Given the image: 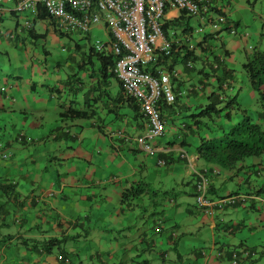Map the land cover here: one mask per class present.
<instances>
[{"label":"crops","instance_id":"0c3cea01","mask_svg":"<svg viewBox=\"0 0 264 264\" xmlns=\"http://www.w3.org/2000/svg\"><path fill=\"white\" fill-rule=\"evenodd\" d=\"M15 1L16 0L5 2L0 10V63H5L6 60L11 65V62H14V65H18L24 70L30 67V65L24 61L27 48L30 50L29 45L32 44L31 40L41 36V34L38 35L35 33L33 25L38 19H48L45 16L39 14L36 15L34 12H25L21 14L16 12L14 9ZM25 20H29L30 27H22L18 32V26ZM74 38L75 49H80L81 45L79 44V41L87 37L76 34ZM231 42L232 41H229V43ZM234 46L235 53L230 54V63L231 61L239 59L240 55L246 50L243 48L240 49L235 41ZM43 52L45 55L48 53L46 51ZM81 54L82 58L88 59L83 52ZM63 58V67L66 66L69 69L68 72L60 70V61H54L55 65L51 67V76V71H48L46 67L39 68V72L35 71L33 73L37 80L36 85L33 81L32 83H29L32 78L25 72L24 80H22L19 75L12 78L9 74H1L0 112H5L7 108L9 110H18L19 114L22 115V117H20L21 121H29L30 114L27 112L29 110H34L36 114L33 118L37 117V121H42L45 115L47 116V120L57 121L59 110L65 108L66 105H70V101L62 103L63 101L61 99L63 95L65 99H76L82 102L79 107L80 109L82 106H85V104L88 103V99L84 97L85 95H72V88H74L75 85H78L79 88L77 89L83 87V92L87 91L89 87L87 81H91L96 77V74L88 75V73L96 69L98 63L95 62L94 58L88 65L78 63V61H75L71 55H64ZM68 60L74 62L76 68L69 65ZM43 63L45 64L46 60H43ZM177 69H179L180 72L182 71V80L184 73H191L189 70L183 68ZM81 70L85 71L86 74H81ZM12 79H14V81H12ZM37 83L44 88L43 92L37 90ZM94 89L95 90H92L91 93L96 100L94 101V105L90 106L91 109L95 111L94 116L92 119L89 118L88 121L78 119L81 121V123H79V128L83 129L85 125H88L89 127L96 129L95 122H100L101 124L96 129L97 133L95 136L102 131L104 135H107V138H104L105 142L110 143V147L114 152L109 153L108 159L111 157L114 158L115 156H130L133 163V171L126 173V176L122 177L121 180H114L112 172L107 171L103 178H100L99 181H97L101 183L103 180V185L104 182L114 185L113 188L111 187L113 189L112 195L117 199L114 203L106 202L107 192L106 188H103V202H105L107 211H109L110 216H112V222H105L109 225L110 230H106L107 235L105 237H95L92 241L93 245L91 244V241L88 242V239L83 238L84 241H87V245L83 246L84 250L87 251L85 254H83L80 249H75L73 241H78L82 235H86L87 230L84 229V222L89 221L93 214L92 208L88 209L86 204L90 197L83 190L84 185L89 181H87L88 179L84 176L82 168L78 166L70 168L66 163H61L59 160L58 165L61 174L56 171V165H52L51 161H48L47 167L52 173H56V179L43 177L37 181L36 179L28 178V176L26 177L24 169H26L27 175L29 173L31 175V173L37 174L46 171L45 162H40L39 160L43 159V154L38 151L37 153H33L34 156L30 155V160L27 162L22 161L21 163L20 161L16 164L10 165H7L6 163L5 166H0V178L15 182L14 190L11 194L9 190H4L3 192L0 189V264H59L56 258L57 254H54L53 252L45 254L41 250V244L48 238L66 239L60 247L61 249L63 248L65 252L69 253L70 256L72 255L70 258L72 264H84L80 258L82 255H84V258L88 259L86 264H93V259H97L101 264H110L107 262L109 259H112L111 264H137V261L142 260L143 258L141 256V251L145 249L150 250L152 247H156V244L163 246L162 250H158L159 255L163 251L166 252V250H171L174 252V258L179 264H184L182 260L185 259L184 257H187L185 256L187 252L193 253L196 257L194 264H207L199 253L202 248L198 244L200 240L206 242L210 239L211 247L208 248L210 250L205 249L207 252L212 253V251L216 250L219 245H223L222 248H225L226 246H236L238 242L244 243L245 233L242 230H245V227L249 228L248 234L252 235L254 225L249 221V218L248 220L241 218L236 223H234L232 219H228V221L220 219L217 222L216 213L213 214V212H208L209 216L204 218L200 212H197L196 215H194L193 210L188 208V200L186 199V196L189 195V192H187L185 186H191V196L193 197L194 177L191 174L187 162L179 157L180 151L187 149L180 146L179 142L181 139L177 138V136L174 137L177 142H174L173 144H171L173 141L168 140V138L164 136V140L157 143L158 147L156 155L158 160L164 159L166 161L165 166H168V174L175 176L177 170L181 176L180 180H176L174 188H171L173 189L171 196H165V201L163 203L165 205H172L173 207L176 204H185L187 205V208L184 207V211L187 215L181 216L180 213L179 215L174 214L172 218L168 217L165 219L164 224H162L163 228L161 226H159L160 228L157 226V228L155 227V221L158 218L155 217L156 212L151 210L148 214L143 216L144 222L137 219L136 224L131 225L127 220L129 210L139 208L140 206L132 207L129 202L123 201L121 198L123 189L132 185L131 182H135L139 176L144 178L145 182L149 185L150 183L145 179L143 171L145 173L147 170L148 174L158 179L165 171H155V167L149 168L147 166L149 159L142 154L140 148L133 139L141 132L142 126H139L140 121L137 122L133 119L131 110L127 107L122 108L121 112L125 114V119L116 117L117 120L112 121L113 118L111 116L103 117V87H94ZM110 95L111 96L105 95L104 98L106 100L109 99L111 102L113 94ZM57 96L59 97V103L62 104L60 107H58L59 103H56ZM199 98L196 97L197 100L201 101ZM12 105L14 107H11ZM49 111L52 112L50 113ZM64 122V124L57 122H53L54 124L49 123V125L52 126H48L47 129H44L46 131L43 138L47 137L54 144L63 142L65 148L70 150V148L67 147V143L68 141L76 140L77 136L76 134L70 133V126H72V123L68 122V124L67 121ZM19 127L20 126L15 128L17 131L14 133L11 140L17 141V135L23 134L22 139L17 141L21 143V149L26 145L23 142H34V138L28 134L21 133ZM115 130H118L121 133L120 136L115 134L117 133L114 132ZM185 140L190 139L185 138ZM8 143L9 140L6 144ZM56 150L57 146L54 145L51 148V151L53 152L51 158L55 157ZM70 157L71 155L67 153V158ZM89 157L90 154L85 151L82 159L86 160L85 158ZM47 158L48 157L46 156V159ZM197 162L198 158L194 161L196 168H210L211 166H214L207 164L204 161L201 164H198ZM38 163H43V171L42 169L37 168ZM183 164L185 166H182ZM159 166L160 165H158L157 168H159ZM135 167H137V169ZM258 170L259 169L256 168L254 171L256 172ZM135 171H138V176H136ZM230 175H232L231 172L223 171L218 176H213L210 179V193H214L216 196L228 195L229 192H227V190L222 192L221 189H225V183L232 180V177L229 178ZM116 181H119L118 185L115 184ZM56 186L58 187L53 189ZM218 189L220 194L218 193ZM245 193L246 192L239 191L237 194L233 195H245ZM81 198L85 199L80 200ZM169 199H171V203L168 201ZM256 201L262 203L261 198H257ZM153 204H156V207H161L159 198L157 202H154ZM246 204L248 206L244 209V212L245 214H248L252 205L248 202ZM97 207L95 215L99 217L101 215L100 209L102 210V206L97 205ZM253 209L257 211L260 210L255 206ZM160 212L163 213L164 210L161 209ZM86 213L89 215H84ZM103 213H105L104 210ZM258 217L260 216L258 215ZM257 220L260 224V219L258 218ZM206 221L208 224L205 227L204 223H206ZM186 222L197 224L199 227L202 226V228L196 231L198 236L196 235L197 237L195 239H189L186 233L179 232L178 229L180 224H183L184 226ZM138 224H141V226L138 227ZM106 226H104V228H106ZM235 226H240L237 231H241V233L237 234V232H235L231 235L229 229ZM118 233L120 234L118 235ZM225 233L229 234L227 235ZM157 235L161 236L158 240L159 242H157ZM121 236L123 238L131 237V240L122 244L118 239V237ZM221 236L224 238L222 239ZM20 239H30L33 242L30 245L19 244L18 240ZM161 239L162 241H160ZM249 246H256V244L253 243ZM112 252L114 257L111 258ZM101 253H103V262L100 258ZM129 253H131L133 257H130ZM148 253V260L153 264L156 256L152 252ZM138 255L141 257L137 258ZM211 263H214V260H212Z\"/></svg>","mask_w":264,"mask_h":264},{"label":"rangeland","instance_id":"374dc122","mask_svg":"<svg viewBox=\"0 0 264 264\" xmlns=\"http://www.w3.org/2000/svg\"><path fill=\"white\" fill-rule=\"evenodd\" d=\"M222 2L227 4V8L222 9L221 13H216L213 10L207 11L203 13L201 16H188V15H181L176 10H171V18L176 17V21L174 24L171 25L170 29H168V35L171 36L172 33H180L185 28L187 29V34L192 39V42L194 44V54L197 56H204L208 61H212L213 56L212 53L217 54L221 49L220 46L223 49H226L230 52V54L235 53V46L234 41L237 42L239 48H243L246 50H251L253 47H258L259 49H264V0H223ZM180 16V17H179ZM24 21L21 23L23 24ZM30 23V22H29ZM32 23V21H31ZM102 25V23H100ZM98 24L92 28V30L89 32V34L86 36L87 38H84L79 41V44L81 45L80 49H75L74 47V36L75 34H66L64 31H62L61 28L58 27V25L51 21V20H36L33 27L35 30V33L41 36H38L37 38L31 40L32 44L29 45V49L27 48L26 51V58L24 61H26L30 67L24 69H21L18 65H14V62H11V65L5 60V63H0V75L3 74H9L12 78L19 75L22 80H24V72L28 73V76L32 79L30 80L34 82L36 85L37 80L35 79V76L33 73L35 71L39 72V68L46 67L48 71H51V67L55 65L54 61H60V70L64 72H68V68L64 65V55H71L73 56L75 61H80L82 58V52H87L88 48L92 45V43L95 41V39L100 38L102 39L104 31L101 28V25ZM212 33V35H211ZM210 36V37H209ZM204 39L205 42H201ZM229 41H232L229 43ZM210 46V50L206 53L203 52L202 47ZM43 51L48 52L47 55ZM243 52V50H242ZM241 52V53H242ZM222 54V53H219ZM6 58L5 56H3ZM242 57V54L240 55ZM227 58V57H226ZM43 60H46V63H43ZM239 59L236 61H231L232 68L236 71V74H238L237 78L239 79L237 83L238 90L236 91V101L240 104L242 109H245L247 114L253 119L257 120L258 116V106L256 105V96L255 93L252 91V89L249 87L246 76L243 75L240 71V66L237 65L239 63ZM230 61V57H229ZM68 64L72 67L76 68V64L70 60H68ZM200 60H196L192 62V65L195 69L200 68L201 66ZM46 65V66H45ZM177 66V67H176ZM63 67V68H62ZM175 69L182 68V64L175 65ZM10 70V71H9ZM208 71V69H206ZM32 73V76H31ZM37 73V72H36ZM81 74H86L85 71H80ZM38 74V73H37ZM52 75V71L50 72V76ZM202 80V77H199V74L197 73H184L183 74V89L186 93L187 97L181 99L182 102L186 107H189L187 110H179L175 107L174 111L173 109L165 110L164 114L166 116L167 121V127L165 128L164 134L162 136H159L156 141H162L164 140L163 137H167L168 140L173 141L174 137H176V132L178 129L176 128V124H180L181 122H185L188 125L193 126L192 118H190L191 114H196L199 112L198 108H194V103H196V100L192 97V93L190 88L199 86V81ZM14 81V79H12ZM175 84V83H174ZM180 85V84H179ZM178 85V86H179ZM37 90L40 92L44 91V88L40 86L39 83H37L36 86ZM182 88V86H181ZM108 89L111 94L114 96L119 92L120 88L115 78H110L108 82ZM209 89V88H208ZM207 89V91H208ZM206 91V93H207ZM200 90H198V93ZM1 94V93H0ZM199 96L201 98H204L203 94L200 93ZM174 106V105H173ZM11 107H14L13 105ZM180 111V112H178ZM47 112V111H46ZM50 113L52 111H49ZM27 113H29V121H21L20 117H22L21 114H19L18 110H9L6 109L5 112H0V166H5L10 164H16L17 162L22 163V161H28L30 160V155H33V153H37L40 151L41 154H43V159H39L40 162L44 161L46 166V171H43V163H38L37 168L42 169V173L32 174L30 173L27 175L26 169H24L25 176L28 178L36 179L37 181L40 180V178L43 177H50L56 179V173H52L47 167H48V161H51V164L56 165V171L61 172L58 160L61 163H66L70 168H73L74 166H78L83 169L84 176L89 181L86 185H84V192L89 195V199L86 202L87 208H92L93 214L91 216V219L89 221L84 222V229L87 230L86 235H82L78 241H73V244L75 245V249H80V251L85 254L87 251L84 250L83 246L87 245V241H84L83 238L88 239V242L91 241V244L93 245V240L95 237H105L107 235L106 230L109 229V225L106 223L112 222V216H110L109 211H107V208L105 206V202H103V188H106L107 196H106V202H112L114 203L117 199L115 196L112 195V188L113 184L104 182L103 180L101 183L97 182L100 178H103V176L107 173V171L112 172L114 180H121L122 177L126 176V173L133 171V163L131 161L130 156H118L114 158H109V153L113 152V149L110 147V143L105 142V139L103 137V131L98 133L97 136L95 134L97 133V128L100 126V122H95V128L93 129L89 127L88 125H85L83 129L79 128V123L81 121L75 120V121H67L72 123L70 126V133L76 134L77 139L74 141H68L67 147L70 148L68 150L65 148V144L63 142L59 144H54L51 140H49L47 137L43 138L45 131L44 129H47L50 124H54L53 122L62 123L64 124V121H60L57 119V121H50L47 120V116L45 115L42 119V121L38 120L37 117L33 118L36 114V112L33 110H29ZM59 120V121H58ZM70 120V119H69ZM203 122H207L208 126L212 128V131H208L206 127L204 128H196L192 127V130L199 131V133L203 136L207 133L209 136H216L218 137L220 135V131L216 130L214 126L211 127V124H209L208 121H205L201 119ZM217 122V121H216ZM69 124V123H68ZM174 124V125H172ZM19 127V130L21 133L28 134L31 137L33 136L34 142L27 143L24 147L20 149V142L13 141L11 138H13L14 133L17 131L15 130L16 127ZM228 127L227 124L224 125V128L226 129ZM215 129V130H214ZM206 134V135H207ZM207 135V136H208ZM97 137V138H96ZM191 138V137H190ZM192 139V138H191ZM9 140V143L6 144V142ZM45 140V141H44ZM103 141V142H102ZM57 146V152L55 153V157L51 158L52 151L51 148L53 146ZM72 149V150H71ZM87 151L90 154L89 158H85L86 160L82 159V156L85 154V151ZM141 150V149H140ZM188 152L192 153L193 149L192 146L190 148H187ZM142 154L145 155L149 159V163L147 166L149 168H154L155 171H165L160 178H155L147 173V170L143 171V175L145 176V179L147 180L149 185L145 187L144 194L139 197L130 198L126 202H129L132 207L140 206L139 208H133L129 210L128 218L127 220L131 225L136 224L137 219H139L141 222H144L143 216L145 214H148L149 211L153 210L155 211V217L158 218L155 223L157 226H161L164 224L165 219L170 217L172 218L174 214L184 216L187 215L184 211V207L192 209L193 214L196 215L197 212H200L203 217L209 216L208 210L203 212L204 210L202 208H199L195 203L194 199L191 196L192 188L190 185L185 186L187 192H189V195L186 196V199L188 200V204H176L174 207L172 205H165L163 202L165 201V196H171V188L175 186L176 180H180L181 176L179 172L176 170L175 176H172L167 173L168 166H159L157 168V161L158 157L157 155H149L148 153L142 151ZM67 153L71 155L70 158H67ZM114 153V152H113ZM3 154H7V157L4 158ZM9 155V156H8ZM22 155V156H20ZM34 156V155H33ZM46 156L48 157L46 159ZM67 158V159H66ZM16 159V160H15ZM15 160V161H14ZM65 160V161H64ZM203 162L202 159L198 158V164H201ZM246 163H253L255 165V169H260L264 165V157L261 158H255L251 157L246 159ZM157 165V166H156ZM182 166H185L184 164ZM188 166V165H187ZM137 169V167H135ZM36 169V168H35ZM167 169V170H166ZM184 169V167H183ZM36 173L35 171H33ZM61 174V173H60ZM136 176H138V171H135ZM249 183L250 187H248L247 183L242 182L245 179V174L240 172L237 177H233L231 181H227L225 183V189H221L222 192L227 190V192H237L239 191H251L253 185H258L262 183L264 180V170L261 171V176L257 177L255 174L251 172L249 174ZM24 180V179H22ZM26 180V179H25ZM119 181H116L115 184L118 185ZM58 186L54 187L53 189H56ZM112 187V188H111ZM166 187V190H165ZM93 193V194H92ZM218 193L220 194V191L218 189ZM211 197L214 199H218L219 196H216L214 193L211 194ZM72 198V197H71ZM70 198V199H71ZM160 200L161 207H156L153 203L157 202V200ZM261 198L264 199V193L261 194ZM85 198H81L80 200H84ZM95 203V204H94ZM264 203L255 201L254 205L256 208H259V212H263V205ZM97 205L102 206L101 215L99 211V217L95 215L97 212ZM196 205V206H195ZM246 203H242V205L236 206V207H224V208H218L217 210H214V213L217 214L216 221L218 222L220 219L228 221V219H232L234 223L238 222L239 219L244 218L246 220L251 221L254 225L252 235H249V228L245 227L244 231L245 238L244 243L246 245L250 244H256V251L260 249V246L264 244V216L259 218L258 217V211L255 209H250L248 214H245L244 209L247 208ZM163 209L164 212H160V210ZM103 210L105 213H103ZM91 211V210H90ZM213 213V214H214ZM89 215V214H84ZM260 219V224L257 219ZM106 222V223H105ZM258 222V223H257ZM205 227L207 226L208 222L206 221ZM107 225V226H106ZM106 226V228H104ZM141 226V224H138V227ZM199 227L197 224L193 223H185L180 224L179 232H184L186 235H188L189 239H195L198 235L196 231L202 226ZM163 228V227H162ZM175 233V232H174ZM173 233V234H174ZM241 231H237V234H240ZM120 233H118L119 235ZM223 234V233H220ZM197 235V236H196ZM161 238L160 235H157V242ZM223 239L224 237L221 236ZM105 239V238H103ZM119 241L123 244L125 242H128L131 240V237H118ZM162 241V239L160 240ZM200 240L198 242L199 246L202 247L199 251V253H204V251L210 250L208 249L211 247L210 245V239L206 242H203ZM189 246V245H188ZM182 248V247H181ZM206 248V249H205ZM163 246L156 244V247H152L150 250L145 249L141 251V256L144 259L149 258V253L152 252L156 259L153 261V264H179L178 261H176L175 254L171 250H166L167 256L164 257L165 260L160 261V255L158 250H162ZM152 250V251H151ZM154 251V252H153ZM183 252V251H182ZM187 252V251H186ZM80 256V255H79ZM130 257H133L131 253H129ZM187 257H184L185 259L182 260L184 264H194L196 257L193 253H188L185 255ZM114 257V254L112 252L111 258ZM82 262L86 264V261L88 259L84 258V255L80 256ZM100 258L103 262V253H101ZM208 259V258H207ZM205 259V262L207 264H215L211 263V260ZM111 264L112 259H109L107 261ZM93 264H101L97 261V259H93Z\"/></svg>","mask_w":264,"mask_h":264},{"label":"trees","instance_id":"16d2710c","mask_svg":"<svg viewBox=\"0 0 264 264\" xmlns=\"http://www.w3.org/2000/svg\"><path fill=\"white\" fill-rule=\"evenodd\" d=\"M179 13L181 15H188L184 11ZM36 14L47 18L44 11L40 7H37ZM176 19V17H173L163 20L161 28L167 38L170 37L168 35V29H170L171 25L175 23ZM20 30L21 29H18V32ZM171 37H176L181 40L177 43L173 40L167 50L155 51L153 55V62L147 67L148 70H151L154 73L156 70V72H166L170 74L169 76L172 90L175 93V100L172 104H167L163 99L158 102L157 109L159 116L161 119L165 120L166 126L167 122L164 114L165 110L173 109L174 111L175 107L179 110H187L189 108L186 107L181 100L186 98L187 95L184 96L178 94L184 92V82L182 77L177 79L173 77L172 73L177 67H175V65L182 64L183 69L189 70L191 73L199 74V77H202V80L199 81V86H197V88H190L192 96L196 100L194 108H198L199 112L190 115V118H192L193 121V126L188 125L185 122H181L180 124L177 123L175 125L178 129L176 132L177 138L181 139L179 144L182 148L185 147V149L192 146L193 153H195L198 158L202 159L205 163L216 165L223 171L231 172L232 175H230L229 178H235L240 172H242L245 174V179L242 182L247 183L248 187H250L249 174L252 172L259 177V175L261 176V171H263L259 169L255 172L254 170L256 164H247L246 159L251 157H264V49L253 47L249 51L245 50L242 53V57H239V63H237V65L240 66L241 73L246 76L249 87L256 96V105L259 108V117H257V120L255 121L236 101V91L238 90L237 83L239 79L237 78L238 74H236V71L232 68L231 63L229 62L230 52L220 46L219 48L221 50L217 54L212 53L213 59L212 61H208L204 56L201 57L194 54V51L192 50L194 46H192V48L189 47V45L193 42L187 34L186 28L180 33H172ZM205 40L206 39L201 42H205ZM210 48V46H205L202 47V50L206 53L210 50ZM83 54H85L88 59L81 58L78 63L88 65L94 58L98 65L96 66V69L89 72L88 75L96 74V77L91 81H87L89 86L87 91L83 92V87H81V89H77L79 86L75 85V87L72 88V95H85L84 97L88 99V103L80 109L79 107L82 102L76 99H65L63 95L61 99L63 101L62 103L70 101V105H66L65 108L59 110L58 119L60 121H75L78 119L88 121L89 118L92 119L95 111L91 109L90 106L94 105L96 98L92 96L91 92L92 90H95L94 87L97 88L102 86L103 117L111 116L113 118L112 121H116V117L125 119V114H123L121 110L122 108L127 107L131 110L135 121L138 122L142 120L143 117L140 110V101L131 95H127L125 97L123 93L124 90L120 85L119 92L115 96H112L111 102L109 99L106 100L104 98L105 95L111 96L108 89L109 79L115 78L117 81V78L112 71L116 58L108 51L105 53L95 52L92 45L88 48L87 52H83ZM196 60H200L202 63L198 69H195L192 65V62ZM206 69H208V71ZM208 88L210 90L207 91ZM198 90H200L199 93ZM200 93L203 94L204 98H199ZM196 97L201 99V101L197 100ZM58 99L59 97L57 96L56 103H59ZM61 105L62 104L59 103L58 107ZM201 119L208 121L209 124H211V127H216L215 129L220 131V135L218 137L209 136L207 133L206 134L208 136L206 134L205 136H203V134L201 135L198 131L199 128L206 127L208 131H212V128L209 127L210 125L208 126V123L203 122ZM225 124L228 125L226 129L224 128ZM139 126H141V124H139ZM192 127L198 128L197 131L192 130ZM114 132H117L115 134L119 136L121 134L118 130H115ZM103 137L106 139L107 135L103 134ZM185 138H189L190 140H185ZM174 142H177L176 139H174L171 144ZM23 143L27 144L29 142L25 141ZM165 165V163L162 164V166ZM193 177L195 179L196 175H193ZM131 183L132 185L127 188L125 187L122 191L121 198L123 201L142 196L144 194L145 187L148 185L141 176H139L135 182ZM14 184V181L0 178V189L3 192L4 190H9L10 194L13 193ZM251 187V191H244L246 192L244 199H240V196H238L236 200L234 199L233 203L226 204L224 207H236L242 205V203L248 202L252 205L251 209L254 208V202L257 198H261V194L264 193V181ZM171 191H173V189H171ZM237 192H239V190ZM237 192L232 191L230 194L228 193L227 196H232L233 194H237ZM219 198L223 197L219 196ZM261 200L262 203H264V199L261 198ZM259 211L260 210H258V212ZM258 214L260 217L261 214L264 216V206L263 212ZM155 227H157V225H155ZM239 228L240 226L231 227L229 229L230 234H234ZM225 234L228 235L229 233ZM65 241L66 239L64 238H48L41 244V250L45 254H50V252L57 254L56 258L59 264H72L70 261L72 255L70 256L69 253L65 252V250L60 247V245H62ZM32 242L33 241L30 239L18 240L19 244L24 245H30ZM222 246L223 245H219L216 250L212 251V253L204 251V253L200 254L204 260L207 258L211 261L214 260L215 264H264V244L260 246L258 251L255 249L256 246H248L243 242H238L236 246H226L225 248H222ZM166 256V252L163 251L160 254V261L165 260L164 257ZM140 257L141 256L138 255L137 258ZM137 264H152V262L148 259L142 258V260L137 261Z\"/></svg>","mask_w":264,"mask_h":264},{"label":"built area","instance_id":"2783aa9c","mask_svg":"<svg viewBox=\"0 0 264 264\" xmlns=\"http://www.w3.org/2000/svg\"><path fill=\"white\" fill-rule=\"evenodd\" d=\"M0 0V10L5 2ZM223 0H16L18 13L34 12L40 7L45 15L65 33L85 34L102 23L104 38L94 42L96 51L109 52L116 58L114 74L120 81L125 95L140 101L146 119V128L136 137L139 147L152 154L154 143L162 135L165 123L159 118L157 103L163 99L167 104L175 100L170 74L147 71L153 62L155 51H164L173 40L166 37L161 28L163 20L171 18V10L184 11L191 16H201L213 10L221 13L227 8ZM24 26L29 27V20ZM20 29V28H19ZM192 44L189 45L192 48ZM147 71V72H146ZM173 77L178 71H173ZM163 163V162H160ZM208 179L199 175L196 182V202L207 208H221L231 204L234 198L211 201L206 198Z\"/></svg>","mask_w":264,"mask_h":264},{"label":"clouds","instance_id":"9594fccd","mask_svg":"<svg viewBox=\"0 0 264 264\" xmlns=\"http://www.w3.org/2000/svg\"><path fill=\"white\" fill-rule=\"evenodd\" d=\"M37 15V14H36ZM171 15V14H170ZM47 19H49L48 17H47ZM50 20V19H49ZM52 21V20H51ZM22 27H24V28H29L30 27V23H29V27H26V26H24L23 24H21V25H19L18 26V28H17V30L20 28H22ZM93 28V27H92ZM92 28L90 29V31L92 30ZM101 28L103 29V27L101 26ZM89 31V32H90ZM103 31V30H102ZM89 32H87V33H85V34H79V33H74L75 35L77 34V35H81V36H87L88 35V33ZM104 36H105V33H103V36H102V38H104ZM96 40H101L100 38H97V39H95V41ZM94 41V42H95ZM94 42L92 43V46H93V49H94V51L95 52H98V53H102V52H100V51H96L95 50V48H94ZM192 45H193V43H192ZM194 46V45H193ZM194 49V48H193ZM103 53H105V52H103ZM150 65V64H149ZM148 65V66H149ZM113 69H114V67L112 68V71H113ZM147 71L148 72H150L151 74H153V75H156V70H155V73L153 72V71H151V70H148L147 69ZM175 71H178V76L177 77H174V78H181L182 77V71L180 72L179 71V69L178 70H175ZM113 73H114V71H113ZM115 75V74H114ZM117 78V77H116ZM117 83H118V85H120V81L118 80V78H117ZM121 86V85H120ZM123 93H124V91H123ZM175 94V93H174ZM178 94H180V95H186V93L185 92H181V93H178ZM124 96L126 97L127 95H125V93H124ZM161 100V99H160ZM159 100V101H160ZM158 101V102H159ZM165 102V101H164ZM174 102V101H173ZM172 102V103H173ZM172 103H170V104H172ZM158 104V103H157ZM157 108H158V105H157ZM140 110H141V106H140ZM157 111H158V109H157ZM141 113H142V111H141ZM142 115V117H143V119L142 120H140V124H141V126H142V130H141V132L138 134V135H136L133 139H134V141H135V139H136V137H138L142 132H143V130L146 128V119H145V117L143 116V114H141ZM159 118L161 119V117L159 116ZM163 120V119H162ZM164 121V123H165V120H163ZM165 128H166V126L164 127V131H165ZM164 131H163V133H162V135L164 134ZM161 135V136H162ZM23 137V134H19L18 135V137L16 138V140L17 141H19V140H21L22 139V137ZM136 142V141H135ZM159 141H156L155 143H154V146H155V151L152 153V154H150V153H148V152H146V153H148L149 155H155L156 153H157V147H158V145H157V143H158ZM137 144V143H136ZM138 145V144H137ZM138 147H139V145H138ZM140 148V147H139ZM141 149V148H140ZM142 150V149H141ZM142 151H144V150H142ZM145 152V151H144ZM9 156V155H8ZM3 157L4 158H6L7 157V154H3ZM179 157L181 158V159H183V160H185L186 162H187V164L189 165V168H190V171H191V174L192 175H196V178L194 179V181H193V187H194V189H193V191H194V193H193V199H194V203L199 207V208H202L203 210H204V212L206 211V210H208V212H213L214 213V210H216V209H218L217 207H213V208H207V207H202V206H200V205H198V203L196 202V196H197V192H196V182H197V180H198V177H199V175H202V176H204L205 178H207L208 179V187H207V191H206V198L207 199H209V200H211V201H218V200H221V199H226V198H234L235 200L238 198V196H240V199H244L245 198V195H232V196H227V195H225V196H222L223 198H218V199H214L213 197L211 198V193H210V179L213 177V176H218L219 174H221L222 172H223V170L222 169H220L218 166H216V165H214V166H211L210 168H208V167H205V168H196L195 167V165H194V161H195V159L196 158H198V156L195 154V153H189L188 151H186V150H181L180 151V153H179ZM160 162H163V163H160ZM166 164V162H165V160L164 159H159L158 161H157V164L158 165H160V166H162V164ZM212 165V164H211ZM261 170H264V165L260 168ZM169 202L171 203L172 201L171 200H169ZM226 204H224L221 208H223L224 206H225Z\"/></svg>","mask_w":264,"mask_h":264}]
</instances>
